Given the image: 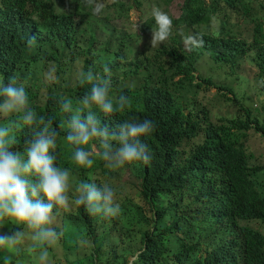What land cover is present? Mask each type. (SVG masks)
<instances>
[{
	"label": "trees",
	"instance_id": "trees-1",
	"mask_svg": "<svg viewBox=\"0 0 264 264\" xmlns=\"http://www.w3.org/2000/svg\"><path fill=\"white\" fill-rule=\"evenodd\" d=\"M70 1L71 8L61 11L55 0H0V78L7 82L21 69L28 70L35 81L27 83L31 107L44 105L56 131L66 135L68 114L60 111V97L69 96L77 106L90 87L79 85L77 73L89 68L102 72L107 65L113 81L110 94L124 93L132 104L123 113L99 114L102 124L114 130L125 119L147 118L156 126L144 138L151 161L139 163L137 171L138 194L155 212L153 219L144 223L142 242L148 252L143 260L155 253L159 243L183 249L189 245V234L201 235V229L217 231L220 227L231 233L232 243L215 248L197 264H264V235L243 224L264 223V165L251 164L253 156L246 147L251 130L264 138V122L253 116V110L242 109L245 117L215 124L191 97L195 87L203 88L200 82L226 89L224 84L195 75L204 53L233 70L252 57L264 77V33L259 23L264 13L247 0H185L180 18L172 19L177 28L216 17L220 29L197 34L202 46L188 49L180 36H169L163 44L151 47L152 56L133 60L132 36L116 22L127 18L131 10L125 0L104 5L99 15L92 14L85 0ZM233 12L258 23L253 43L227 28ZM32 37L35 43L29 49ZM258 43H262L259 51ZM50 68L54 79L38 76ZM196 80L199 83L194 84ZM39 83L46 87L42 95ZM188 97L191 102L184 103ZM42 114L40 110L39 116ZM63 150H56L57 163L71 166V149ZM101 166L100 161L95 162L94 167ZM76 243L72 250L82 264H112L109 251L95 232H84ZM78 249L83 252L77 253Z\"/></svg>",
	"mask_w": 264,
	"mask_h": 264
},
{
	"label": "clouds",
	"instance_id": "clouds-1",
	"mask_svg": "<svg viewBox=\"0 0 264 264\" xmlns=\"http://www.w3.org/2000/svg\"><path fill=\"white\" fill-rule=\"evenodd\" d=\"M85 3L93 15L102 13L104 5L100 0H85ZM151 15L156 27L151 29L149 43L156 47L169 38L173 21L156 6ZM139 36L142 38L140 33ZM34 43V37L28 40L29 49ZM184 43L186 48L197 47L202 46L203 40L190 35L184 38ZM45 71L46 79H54L52 68ZM29 81L35 82L25 69L15 77L9 76L7 82L0 78V253H3L0 264H82L72 250L77 248L76 242L84 232H95L106 249L113 240L121 242L124 238L119 235L117 219L128 231V247L124 249L123 262L112 250L116 258L112 264L125 263L126 255L135 256L128 264H197L204 262L215 248L232 243L229 231L220 227L217 231L204 228L201 235L189 234L191 240L186 248L159 243L155 253L143 260L148 252L142 242L144 223L153 219L155 212L141 200L138 192L139 200L123 198V183L115 189L107 183L110 176L104 174L126 167L127 178H131V184L138 191L137 171L141 169L138 164L151 161V151L144 138L153 133L154 122L147 118L125 119L114 130L102 124L99 114L123 113L132 104L124 93L110 94L112 73L104 65L102 72L89 68L77 73L79 85L90 86L77 106L69 96L60 97V111L68 114V119L66 135L59 134L44 105L31 107L27 92ZM38 85L40 89L43 86L42 95L45 84ZM226 90L231 93L232 89L226 86ZM61 147L63 151L71 149V166L62 167L57 163L56 150ZM97 159L102 166L95 171L87 170ZM74 169H83L82 178L73 177ZM67 212L73 213L65 216ZM102 218L114 221L98 225ZM66 221L73 225L66 228ZM59 240L66 263L50 256Z\"/></svg>",
	"mask_w": 264,
	"mask_h": 264
},
{
	"label": "rangeland",
	"instance_id": "rangeland-1",
	"mask_svg": "<svg viewBox=\"0 0 264 264\" xmlns=\"http://www.w3.org/2000/svg\"><path fill=\"white\" fill-rule=\"evenodd\" d=\"M103 5H112L117 0H100ZM58 2V9L65 10L70 9L72 1L70 0H55ZM247 4L261 10L264 13V0H247ZM185 3V0H125L124 4L126 8L131 7V10L127 14V18L122 21H116L123 25V27L131 34L132 36V46L130 57L135 60L136 58L146 59L147 55L152 56L154 53L150 46L151 39V29L155 28L154 18L151 15L153 6L158 7L160 10L166 12L172 19L178 20L182 14V7ZM129 17V18H128ZM112 26H115L114 20L111 19ZM259 23L263 25L264 33V17L259 20ZM258 26V23H253L250 16L239 18L236 12L232 13L231 24L227 28L231 33L238 38L248 40L249 43H253V34L254 30ZM220 29V24L216 17L211 18L209 21L194 25V26H183L177 28L176 25H172L171 37L180 36L183 41L184 38L190 35L197 34H211ZM149 32L148 35H146ZM139 33L142 35V38L139 39ZM260 40L261 38L258 37ZM251 41V42H250ZM185 45V43H184ZM186 47V45H185ZM262 47V43L257 44V51ZM189 48V47H188ZM187 48V49H188ZM196 75H200L203 78L211 79L213 82L221 83L226 85L228 88H231V93L228 90L219 91L217 87L208 86L204 82H200L203 85L202 89L195 87V94H191V97L196 100L198 109L207 110L208 116L212 122L220 124L222 121L227 119H233L236 117H245L242 109H252L253 116L259 117V119L264 122V77L260 75V69L257 66V62L252 60V57H247L244 59L241 64L233 70L230 66H220L215 63L211 58L210 54L204 53L201 56L197 64ZM41 78L44 79V74H38ZM48 80V79H47ZM199 80H196L197 84ZM208 87V91L204 89ZM43 90V86L41 87ZM230 90V89H229ZM184 103H190L191 98H185L182 100ZM246 147L249 154H252L250 163L253 165L263 164L264 165V138L260 133L254 132L251 130L248 132V139L246 142ZM69 155V160H70ZM98 161V159L96 160ZM95 165V163H94ZM87 169L90 171H95L98 168L96 167ZM83 169H74L73 177L82 178ZM127 169L126 167L118 171H114L113 174H104V176H110V179L107 183H110L115 189H117L121 183L122 186V197H133L135 200H139V197L136 195L137 188L135 185L131 184L130 179L127 178ZM73 179V178H72ZM264 191V184H263ZM69 213L67 212L65 216ZM114 220L107 221L105 218L99 220L98 225L109 224ZM121 231L119 233L121 242L112 241L110 247L107 250L110 253L111 261H116L114 257V252H116L118 260L123 262V253L124 249L128 247V231L122 227V224L117 219L115 220ZM244 225H250L251 227L259 230L264 234V223L260 221L253 222H244ZM73 224L69 221L65 222V227L70 228ZM76 231V230H74ZM138 247V243L135 242V248ZM23 251L24 248H21ZM125 254V253H124ZM3 255V253H0ZM52 259L58 260L61 263H66L63 256V249L61 246V241L59 240V245L54 249L50 255ZM135 256L126 255V261L122 264H128Z\"/></svg>",
	"mask_w": 264,
	"mask_h": 264
}]
</instances>
